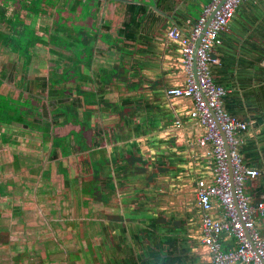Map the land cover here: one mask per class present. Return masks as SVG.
Segmentation results:
<instances>
[{
  "label": "crops",
  "instance_id": "1",
  "mask_svg": "<svg viewBox=\"0 0 264 264\" xmlns=\"http://www.w3.org/2000/svg\"><path fill=\"white\" fill-rule=\"evenodd\" d=\"M208 2L122 0L116 11L109 2L107 9L102 6L98 12L102 29L99 26L95 40L88 42L93 80L89 82L85 68L87 80L82 85L86 90L90 86L97 101L93 105L97 109L89 116L98 132L93 244L77 231L76 248H71L70 239H62L55 227L46 229L49 239L36 244L40 236L36 230L29 234L11 227L12 216L19 215L13 209L11 226L0 227V264H79L80 258L87 264L90 252L94 264H210L199 242V227L187 261L180 257L184 253L170 257L165 247L149 244V236L160 228L164 235L171 231L164 224L167 205L174 204V199L166 191L187 184L193 187L192 178L210 179L212 173V162L194 142L201 129L188 116L190 100L164 94L166 88L184 81L180 45L166 32L172 27L188 32ZM86 19L89 13L81 22ZM115 20L118 25L111 28ZM220 38L210 53L215 60L210 64L211 77L225 89L221 98L225 111L246 123L238 147L243 163L264 171V0L239 3ZM113 116L119 120L113 126H99ZM249 181L246 193L255 200L264 199V181L259 177ZM220 213L214 204L210 215ZM16 221L23 224L21 218ZM254 223L264 237V218L256 216ZM81 243L84 248L78 247ZM150 245L156 249H149ZM221 245H235L229 233H221Z\"/></svg>",
  "mask_w": 264,
  "mask_h": 264
},
{
  "label": "rangeland",
  "instance_id": "2",
  "mask_svg": "<svg viewBox=\"0 0 264 264\" xmlns=\"http://www.w3.org/2000/svg\"><path fill=\"white\" fill-rule=\"evenodd\" d=\"M2 1L3 0H0V3ZM18 1H22L25 6H19ZM38 3L42 12H38L35 15L31 0H8L5 14H0L1 32H4L3 29H5L9 30L11 34L15 33L7 20H12L13 13L17 11L23 23L27 24V29L31 30L37 37V41L34 40L32 44H27L26 50L32 56L28 69L24 72L23 67L20 66V61L23 58H19L14 52L16 47L11 48V52L8 50L9 45L12 47H14L12 44L19 45L18 38H7L5 33H1L2 35L0 34V115H2V112L4 114L5 109L11 110L14 106H19L20 102L17 98L12 100V97L17 96L18 90L15 87L18 84L19 77L28 78L33 76V74L44 75L48 67L51 71H58L64 63H69L71 59H74V56L77 54V49L80 47H82L86 57L91 56V44L89 45L87 43L89 39L85 40L83 45L79 43V47H77L75 43H69L65 39V33L71 31V27H74L73 24L64 32L54 29L59 23V21L56 20H61V12L67 8L68 4L72 3V0H39ZM106 4H108L107 1H103L102 6L107 9L108 5ZM100 7L101 5L98 7V10ZM74 10L75 8H71V11ZM101 15L102 14H100L99 19L102 18ZM53 20H55L53 24H50V21ZM86 21L87 23L85 24L88 26L90 19H86ZM63 23L66 24V22ZM111 24H113L111 28H114L118 25V21L115 20L111 22ZM93 25L98 28L100 26L99 23L97 24L98 26H96V24ZM20 27L21 26H18V28ZM99 29H102V27ZM84 30L85 28L82 27L74 28V34L79 35V42L82 38L80 35L83 34ZM85 31L86 33L89 32L88 29ZM18 33L22 35L24 39L30 36V34L26 33L25 29L18 31ZM51 33L58 35L59 37H54L62 39L67 46L56 43L55 40L52 41L49 38V34ZM115 42L117 41L115 40ZM60 45L63 46V53H61V57L58 60H55L56 55L53 54L52 49L59 48L60 50ZM48 48L50 51L47 50ZM19 50L25 49L19 46ZM117 52H121L120 49L117 50ZM123 53L124 51L122 54ZM18 54L21 55V53ZM73 67L71 71L65 73V79L59 80L60 82L54 85L56 87L63 85L66 88V94L69 96L67 98H62V103L67 99L72 100L73 97H76V102L79 101L76 94L72 91L73 86L78 83L74 75L76 73L75 69L78 67L76 62ZM87 70H89V68H87ZM67 89L70 90V92H67ZM21 97H26L23 91ZM28 99L34 106H38L42 103V101L36 102L31 98ZM78 112H80V107L78 108ZM6 116L11 117L12 115L6 112ZM23 118L25 120L27 116L24 115ZM114 121H119L117 116L108 118L103 125L99 123V126L103 129H107L114 125ZM31 127L30 125L24 126L20 124L17 119H13L8 124H0V227L6 228L11 226L9 222L11 212L13 209L17 210L19 208L20 214L18 216H12L15 220H13L11 227L22 228L29 232V234L36 230L40 235L37 237L36 244L44 243L46 239L50 238L39 214V212H44L49 217L57 219L54 220L55 230L58 231L62 239H70V243L68 244L72 243L71 248H76L74 244L78 241L77 234L75 235L77 231H81V234L85 233L86 235L83 237H86L88 240L90 239V242L93 244V236H91L93 232V223H89L88 219L92 221L95 207L93 201L87 195L94 193L95 188L93 186V192L89 189L86 193L87 195L81 191V187L84 184L83 182L90 178L91 171L87 165V156L85 152L82 151V149H78V144L74 142L73 136L78 143L84 142L83 136H85L87 143L93 147L95 143L93 139L95 127H84L82 130L83 136L80 131L78 134L74 135L77 133L75 129L72 131L73 134L68 133L67 136H64L59 146L55 148L54 153L51 151V155L46 158L43 164V171L46 175L44 174V177L40 179L37 173L30 171L28 167L42 165L48 143L46 140L42 142L40 131ZM71 128H73L71 124H66L63 127L57 128L54 134L57 136L65 135ZM96 135L97 133L95 136ZM204 157L208 158L207 156ZM89 159L93 160L94 156L89 155ZM12 160H14V162L18 161L21 167L19 166L16 170L13 169ZM14 165H16V162ZM90 168L93 171L92 175L96 176L95 168L91 164ZM196 179L197 178H192L193 187ZM36 181L40 184L39 189H42L41 191L38 189L39 192L36 191L39 196L38 209L35 208L32 198ZM249 182L248 179L244 181L245 192V184ZM160 183L163 188L167 189L166 182L160 180L159 184ZM193 187L187 184L181 188L173 189V191H166V196H172L174 199V204L167 205V219L164 224L166 226L165 229L168 227L171 231H167L170 233L164 235L160 228L163 223H157L158 226H160V231H157V234L149 236V244L151 243V245H155V247H161V249L165 247L170 257H176L179 253H184L185 256L180 257L184 258L185 261H187L188 257L194 252L188 249L193 244L196 246L197 243V241L194 240L198 227L194 224ZM256 216L257 215H253L254 218ZM257 217L264 218V216ZM20 218L23 224L16 221V219ZM74 228L77 229L75 230ZM86 242L87 241H85V243ZM165 243L168 246L165 245ZM157 244H159V246ZM184 244L186 246H184ZM83 245L84 243H81L78 247L84 248ZM151 245L149 249L155 250L156 248ZM83 256L84 254H82V257ZM93 256L94 253L90 252V255L87 257V259L90 258L89 261L86 262L87 264H94L92 260ZM78 262L79 264H85L83 258H80Z\"/></svg>",
  "mask_w": 264,
  "mask_h": 264
},
{
  "label": "built area",
  "instance_id": "3",
  "mask_svg": "<svg viewBox=\"0 0 264 264\" xmlns=\"http://www.w3.org/2000/svg\"><path fill=\"white\" fill-rule=\"evenodd\" d=\"M220 1L209 0L188 32L176 27L167 30L166 36L180 45L184 81L166 88L164 94L190 100L188 116L201 129L194 142L212 162L210 179L197 178L193 191L200 212L199 242L207 250L210 264H264V237L257 232L253 217L264 216V199L255 200L244 191V181L258 177L264 181V171L243 163L238 147L246 123L225 111L221 100L225 89L213 82L210 72V64L215 61L211 50L221 43L220 33L226 29L236 6L245 0ZM214 204L221 209L219 217L210 215ZM222 232L232 236L233 247H222Z\"/></svg>",
  "mask_w": 264,
  "mask_h": 264
},
{
  "label": "flooded vegetation",
  "instance_id": "4",
  "mask_svg": "<svg viewBox=\"0 0 264 264\" xmlns=\"http://www.w3.org/2000/svg\"><path fill=\"white\" fill-rule=\"evenodd\" d=\"M39 0H31L33 6L32 8L34 9V13L36 15V13L38 12H42V9L39 6L38 3ZM49 1V0H48ZM69 1V0H67ZM71 1V0H70ZM103 1L107 3L109 2L113 7L114 10L116 11L117 9L120 8L119 5H121L120 3L122 2V0H72V3L68 4L67 8L65 10H63L61 12V20H56L59 21L58 25L54 28L56 30H61V32L66 31L69 27H71V25L73 24L74 27H71V31L70 32H66L65 33V39L69 42V43H75V45L77 47H79V43L80 44H84L85 40H88V42H90L91 40H95V34H97V28L98 27H94L93 24H98L100 23L99 17L100 14H98V12L101 10L102 11V5H103ZM8 0H3L0 3V14L3 13V15L6 12V4H7ZM19 2V6H25L24 3L22 1H18ZM101 5L100 9L98 10V7ZM118 5V6H117ZM116 7V8H115ZM118 7V8H117ZM31 8V6H30ZM71 8H75L74 11H71ZM111 8V7H110ZM67 11V12H66ZM72 15H71V13ZM89 13V17H90V27L87 26V21L85 22H81V20L83 19V17H85V14ZM55 20L50 21V24H53ZM8 23L11 24L13 31L15 32L14 34H11V32H9V30H5L3 29L4 32H1L2 29H0V34L1 33H5V36L7 38H18L19 40V45L17 44H12L14 47L9 45V51L11 52V48H15L14 50L15 54L19 57V58H23L20 62V66L23 67L24 72L28 69V66L30 64V60H31V56L29 54V52L26 50L27 49V44L28 43H33L32 41H37V37L32 33L31 30L27 29V24L23 23V20L19 17L17 11L13 13V19L12 20H7ZM62 22V24H61ZM63 22H66V24H64ZM9 24V25H10ZM18 26H21L20 28H18ZM85 28L88 29V33H86V31H83V34H81L80 36H82V38L80 39L79 42V35L74 34V28ZM26 30V33L30 34V36H28V38L24 39V37L22 35H20L18 33V31L20 30ZM92 30V31H91ZM2 35V34H1ZM53 36V37H52ZM59 37L56 34H49V38L52 41H56V43H60L63 46H67V44L62 40V39H58L56 37ZM5 37V38H6ZM78 38V40H77ZM23 40V41H21ZM29 41V42H27ZM87 42V43H88ZM49 44V43H48ZM62 45H60V50L59 48H54L52 49L53 54L56 55L55 60H58L61 57V53H63L62 50ZM19 46L23 47L25 50H19ZM90 47V46H89ZM91 48V47H90ZM47 50L50 51V49L48 48ZM92 50V49H91ZM18 53H21V55H19ZM75 62L77 63V68L76 73L74 74L76 76V80L78 83H76L73 88L72 91L74 92V94H76L77 98H78V102L75 101L76 97H73L72 100H65V102H61L62 98H67L69 95L66 94V88L62 85L60 87H56L54 86L56 83H59V80H63L65 79V73L67 71H71V68H74V64ZM87 66V67H85ZM91 67V56L90 57H86L84 51L82 50V47L77 49V54L74 56V59L70 60L69 63H64L61 68L58 71H51V69L48 67V69L46 70V73L44 75H38V74H33V76L28 77V78H20L19 77V81L18 84L15 88H17L18 92H17V96L16 97H12V100L17 98L18 101L20 102L18 107V111H19V116L18 118H13V115L10 117L9 120H7V116H5L2 112V115H0V124H8L10 121H12L13 119H17L20 124L24 125V126H32L33 128H35L36 130L38 129L40 131V138L41 141L43 142L44 140L47 141L48 146H47V150H46V155L45 158L42 162L41 166H36L34 165L33 167H28L30 171L36 172L38 178H42L44 177L45 172L43 171V164L46 161V158L48 156H50V152L52 151L54 153V150L57 146H59L61 139L64 136H67L68 133H72L73 129H75L77 131V133H75L74 135L78 134L79 131L81 132L82 136H83V128H94L95 127V134L98 133L97 132V128L95 126V123H90L89 122V116L90 114H93L95 112V110L97 108H94L93 105H97V101L95 99V97L93 96V92L90 91V86L89 90L84 89V87H82L84 80H87V73H85V68H90ZM35 68V67H34ZM89 71V82H92L93 78H91L90 76V72ZM91 79V81H90ZM0 82H1V78H0ZM22 91L24 92V94L26 95V97L22 98L21 94ZM67 92H70V90L67 89ZM19 95V96H18ZM31 98L32 100L36 101V102H40L42 101V103H38V106H34L30 103L29 99ZM80 107V112H78V108ZM6 110V109H5ZM6 113H10L8 111H5ZM3 111V110H2ZM27 116V118H23V116ZM74 118L75 120H78L76 122H72L70 121V119ZM66 124H71L73 126V128L69 129V131L65 134V135H61V136H57L55 133V130L59 127H63ZM31 127V128H32ZM95 134H94V141H95ZM73 136V135H72ZM84 138V142H79L75 141V138L73 136V140L75 143L78 144V149H82V151L85 152V155L87 156V165L90 169V178L85 180L83 183V186L81 187V191L87 195V191L85 189L91 187L95 188V182L97 180V175L93 176L92 173V169L90 168L89 162L94 163V159L91 160L89 159V155H93L94 156V145L93 147H91L87 141H86V137L83 136ZM54 143V144H53ZM95 144V143H94ZM18 156V155H17ZM16 162V165H14ZM12 160V165H13V169H18V166L21 164L18 161ZM26 166H28L27 164H25ZM32 166V165H31ZM96 173V172H95ZM46 175V174H45ZM40 187V184L35 183V187L33 189V194H32V198L35 204V208L38 209L39 206V196L37 195L38 189ZM40 191L42 189H39ZM194 191V188H193ZM39 192V191H38ZM94 194L95 191L93 193V197H91L90 195H87L92 201H94ZM193 198H194V192H193ZM194 201V200H193ZM194 214H195V223L198 227V222H199V210L198 207L196 205V203L194 202ZM17 212H19L20 214V209L18 208L16 210ZM43 224L45 226L46 229H54L55 226V221L57 219H53L52 217H49L46 213L44 212H39ZM89 223H93L91 221V219H88ZM48 226V227H47ZM56 236V235H55Z\"/></svg>",
  "mask_w": 264,
  "mask_h": 264
},
{
  "label": "trees",
  "instance_id": "5",
  "mask_svg": "<svg viewBox=\"0 0 264 264\" xmlns=\"http://www.w3.org/2000/svg\"><path fill=\"white\" fill-rule=\"evenodd\" d=\"M5 111L10 112V114L13 115V118H18V116H19V111H18V107H17V106H14V108H12L11 110H7V109H6ZM4 115L6 116V113H5V112H4ZM9 119H10V117H7V120H9ZM70 121H72V122H76V121H78V120H75L74 118L71 117ZM78 122H79V121H78ZM53 144H54V143H53ZM90 164L95 168L94 163H92V162L90 163V162H89V165H90ZM89 189H91L92 192H93V188H91V187H89V188H87V189H85V190L88 191ZM90 196L93 197V193H91Z\"/></svg>",
  "mask_w": 264,
  "mask_h": 264
},
{
  "label": "water",
  "instance_id": "6",
  "mask_svg": "<svg viewBox=\"0 0 264 264\" xmlns=\"http://www.w3.org/2000/svg\"><path fill=\"white\" fill-rule=\"evenodd\" d=\"M222 1V0H221ZM220 1V2H221ZM220 2L217 4V6L220 4ZM214 12V10L208 15V17H207V19H206V21H205V23H204V25H203V27H202V31L204 30V28H205V26H206V24H207V22H208V19L211 17V14ZM201 31V32H202ZM201 36V33H199V35H198V37H197V39H196V41H195V43H194V48L197 46V42H198V39H199V37ZM192 72H193V75H194V58L192 59ZM229 176H230V178H231V167H230V165H229ZM230 187L232 188V186L230 185Z\"/></svg>",
  "mask_w": 264,
  "mask_h": 264
}]
</instances>
